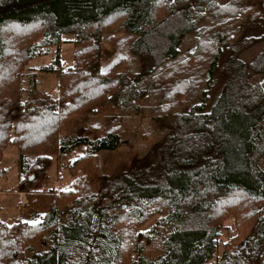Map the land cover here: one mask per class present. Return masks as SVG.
Returning a JSON list of instances; mask_svg holds the SVG:
<instances>
[{"label":"trees","instance_id":"16d2710c","mask_svg":"<svg viewBox=\"0 0 264 264\" xmlns=\"http://www.w3.org/2000/svg\"><path fill=\"white\" fill-rule=\"evenodd\" d=\"M251 5L0 0V160L17 149L13 191L41 213L32 223L0 217V264H264V45L249 62L238 57L264 42V1L261 11ZM256 18L261 34L236 39ZM67 35L71 65L57 53L39 70L57 75L55 96L37 88L28 64L59 52ZM187 35L194 48L182 54ZM106 40L123 51L108 64ZM223 53V83L207 109ZM135 58L151 70L135 69ZM168 113L174 129L152 165L99 172L100 152L147 140L135 121ZM60 159L70 189L47 185ZM231 215L238 232L218 254Z\"/></svg>","mask_w":264,"mask_h":264},{"label":"rangeland","instance_id":"374dc122","mask_svg":"<svg viewBox=\"0 0 264 264\" xmlns=\"http://www.w3.org/2000/svg\"><path fill=\"white\" fill-rule=\"evenodd\" d=\"M263 1L264 0H251V11H253V9L261 11V5L263 4ZM262 13L264 14V9H262ZM207 22L208 20H206L203 25H206ZM258 22L259 19L257 18L254 20H250V22L245 21L241 26V32L236 35V39H240L241 37H246L248 35L261 34L262 28L259 27ZM65 38L66 39L64 43L60 46L59 52H57L56 48H52L49 55L43 57H35L28 64V72L34 73L33 77L34 80H37V88L52 91L55 96H58L60 93V90L59 93H55L54 91L55 89L59 88L57 75H54L51 72L42 73L39 70L44 65L51 64L53 62V58L57 55V53H59L60 56L61 66L66 67L71 65L73 37L72 35H67L65 36ZM263 45L264 42L262 41L251 46H247L241 50L238 57L243 61L249 62L254 57V55L263 47ZM193 48V35L185 36L180 46L181 53L187 54ZM122 53V47L106 40L102 46V61L104 62V64H108L115 58H119ZM227 58L228 54L223 53L220 58L219 70L213 78L212 85L210 87H207L206 92L208 95V100L205 104L207 109L209 106H211V104H213L216 93L222 86L223 75L221 68ZM134 62V68L139 69L140 67V69H143V72H148L152 68V64L150 61L135 58ZM29 75L30 74L27 73V75L24 77L23 87L25 89H29L32 87V81H29ZM252 78L257 79V77H255L254 75H252ZM197 101L198 103L201 102L200 97L197 99ZM187 109L188 105L183 107V110ZM91 117L94 118V116ZM151 119L152 120L141 119L138 122H134V127L137 124L139 125L138 128H140V135H142L141 132L148 135V137L146 138L147 140L138 137L136 144L133 146L129 145L114 150H105L98 154L95 162L97 163L99 172L101 174L114 175L128 168L137 166H150L156 161V157L159 155L158 153L162 141H164L169 131L174 129L175 119L173 113H168L166 115L156 114ZM93 121L94 120L92 119L89 120L90 123ZM17 157V149L14 146H8L3 151V155L0 160V216H2L1 218L3 220L9 222L17 215L19 216L21 213H23L21 217L24 218L27 213L30 214L33 211V209L26 206V202L25 205H23L21 202L19 203L21 199L17 200V198H15L16 194L14 193L13 189H15L18 180ZM65 162V159H60L58 163L54 161L52 166L49 168L48 174L50 178L47 181L48 186H56L59 189L71 188L73 178L70 175L67 167L65 166ZM15 201L18 204H16ZM20 205L22 208H20ZM153 220L154 219L148 220V222L140 228L147 229L151 225ZM224 225H227L228 228L223 230L219 237L220 246L217 251L218 254L223 249L222 244L230 239H233V237L236 236L238 232L232 215L225 220Z\"/></svg>","mask_w":264,"mask_h":264},{"label":"crops","instance_id":"0c3cea01","mask_svg":"<svg viewBox=\"0 0 264 264\" xmlns=\"http://www.w3.org/2000/svg\"><path fill=\"white\" fill-rule=\"evenodd\" d=\"M10 191H12V190H10ZM14 193L17 196V197L15 196V198H17V200L21 199V201H19V203L21 202L23 205H25V195L23 193H19V192H15V191H14ZM16 204H18V203L16 202ZM20 208H22L21 205H20ZM22 215H23V213H21L19 216L17 215L15 218H21L22 221H26L29 223L37 222L41 218V213L36 211V210H33L32 213H30V214L27 213V215L24 218L21 217ZM0 217H2V216H0Z\"/></svg>","mask_w":264,"mask_h":264},{"label":"built area","instance_id":"2783aa9c","mask_svg":"<svg viewBox=\"0 0 264 264\" xmlns=\"http://www.w3.org/2000/svg\"><path fill=\"white\" fill-rule=\"evenodd\" d=\"M54 91H55V93H59V90L58 89H55Z\"/></svg>","mask_w":264,"mask_h":264}]
</instances>
